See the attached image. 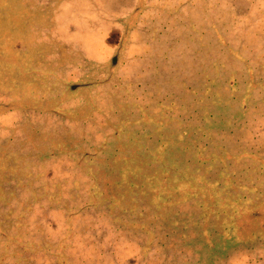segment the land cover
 <instances>
[{"label": "trees", "instance_id": "obj_1", "mask_svg": "<svg viewBox=\"0 0 264 264\" xmlns=\"http://www.w3.org/2000/svg\"><path fill=\"white\" fill-rule=\"evenodd\" d=\"M204 19L207 29L191 27L200 38L191 40V73L174 76L178 59L162 53L154 61L170 68L161 76L149 54L150 78H158L135 89L142 100L131 83L113 90L109 108L98 92L77 93L80 124L92 118L109 129L100 138L68 131L52 137L57 152L31 160L6 148L0 264H88L104 243L92 263L123 264L116 251L124 240L143 264H233L244 254L264 264V128L247 136L252 117L264 119V59L253 62L243 49L242 26L230 23L235 32L222 36L214 18ZM118 57L108 62L110 81ZM7 140L15 139L0 145ZM59 152L74 171L59 164Z\"/></svg>", "mask_w": 264, "mask_h": 264}, {"label": "rangeland", "instance_id": "obj_2", "mask_svg": "<svg viewBox=\"0 0 264 264\" xmlns=\"http://www.w3.org/2000/svg\"><path fill=\"white\" fill-rule=\"evenodd\" d=\"M206 17L214 18L222 36L235 32L225 28L230 23L242 26L243 49L251 51L253 62L264 59V0H0V140L15 139L1 143L0 169L7 147L16 149L10 155L23 156L17 160H31V156L57 152L52 137H67L68 131L75 139L100 138L109 129L98 121L93 124L92 118H81L87 120L80 124L77 93L98 92L109 108L113 90L116 94L123 91L124 83H131L134 99L142 100L135 89L158 78H150L153 69L146 55L153 54V61L162 53L175 56L172 74L182 78L192 68L195 45L191 40L199 41L197 28L207 29ZM204 37L211 39L208 32ZM118 55L121 63L114 69L112 86L107 65ZM154 64L161 67V76L168 75L169 66ZM103 80L109 81L96 84ZM72 111L77 112L72 115ZM255 118L250 121L249 138L264 128V119ZM260 136L259 143H263L264 132ZM60 154L56 155L59 164L74 171L73 161ZM51 226L50 230L58 231L56 221ZM79 239L77 235L74 251ZM134 246L124 240L117 248L123 264H143L134 257L138 256ZM106 247L107 243L93 247L87 263L94 264L93 257ZM73 260L79 262L78 255ZM233 264L256 262L253 254H244Z\"/></svg>", "mask_w": 264, "mask_h": 264}]
</instances>
